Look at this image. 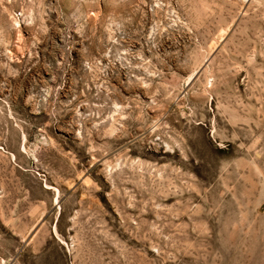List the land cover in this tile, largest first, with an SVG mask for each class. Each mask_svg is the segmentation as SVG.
<instances>
[{
  "label": "rangeland",
  "instance_id": "rangeland-1",
  "mask_svg": "<svg viewBox=\"0 0 264 264\" xmlns=\"http://www.w3.org/2000/svg\"><path fill=\"white\" fill-rule=\"evenodd\" d=\"M0 264H264V0H0Z\"/></svg>",
  "mask_w": 264,
  "mask_h": 264
}]
</instances>
